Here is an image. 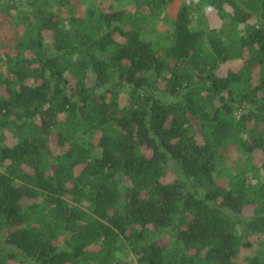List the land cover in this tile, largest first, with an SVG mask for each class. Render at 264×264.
<instances>
[{
  "label": "trees",
  "instance_id": "16d2710c",
  "mask_svg": "<svg viewBox=\"0 0 264 264\" xmlns=\"http://www.w3.org/2000/svg\"><path fill=\"white\" fill-rule=\"evenodd\" d=\"M0 264H264V0H0Z\"/></svg>",
  "mask_w": 264,
  "mask_h": 264
},
{
  "label": "rangeland",
  "instance_id": "374dc122",
  "mask_svg": "<svg viewBox=\"0 0 264 264\" xmlns=\"http://www.w3.org/2000/svg\"><path fill=\"white\" fill-rule=\"evenodd\" d=\"M127 4H128V1H124L121 5H119L118 9L126 6ZM215 17H216L215 15L211 14V16H210L211 21H213ZM218 26L219 25H212L211 27L217 28ZM99 153H100V151L97 152V154H99ZM238 159H239V156H238L237 151L229 153L227 155V158H226V166L235 167L237 162H238ZM120 257L124 260L131 261V262L135 263V257L133 256L130 249H128V248H125V250L121 253Z\"/></svg>",
  "mask_w": 264,
  "mask_h": 264
}]
</instances>
